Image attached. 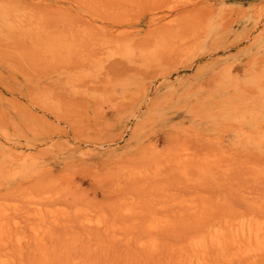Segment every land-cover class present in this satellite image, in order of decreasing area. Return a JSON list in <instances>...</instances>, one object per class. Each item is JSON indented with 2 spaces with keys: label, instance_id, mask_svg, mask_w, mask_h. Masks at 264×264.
<instances>
[{
  "label": "rangeland",
  "instance_id": "1",
  "mask_svg": "<svg viewBox=\"0 0 264 264\" xmlns=\"http://www.w3.org/2000/svg\"><path fill=\"white\" fill-rule=\"evenodd\" d=\"M254 222L264 0H0V264H264Z\"/></svg>",
  "mask_w": 264,
  "mask_h": 264
},
{
  "label": "bare ground",
  "instance_id": "2",
  "mask_svg": "<svg viewBox=\"0 0 264 264\" xmlns=\"http://www.w3.org/2000/svg\"><path fill=\"white\" fill-rule=\"evenodd\" d=\"M189 23H197V20L193 19L189 21ZM181 27V29L188 30L190 36L196 34L198 30V24H188ZM194 42L195 40L190 39L178 46L175 45V43H172L167 47L168 49L163 54H166V56H172L174 54L176 55L183 53L190 49ZM152 58L153 57L148 54L146 57H144V62L148 63L154 60V58ZM225 241L226 238L222 239L220 236L211 237L209 240L203 241L197 245L198 249L195 248L197 249L195 252H205L212 248H223L225 247ZM240 241H242L241 243H245L246 245L250 246V249L254 251V254L259 256L260 261L264 263V222H254L249 224L245 231H239L238 233L232 234V238H230L231 243H240Z\"/></svg>",
  "mask_w": 264,
  "mask_h": 264
}]
</instances>
